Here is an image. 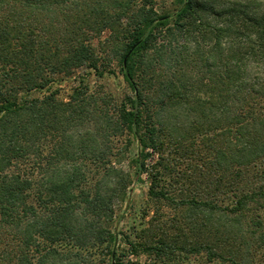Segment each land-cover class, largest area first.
Segmentation results:
<instances>
[{"label":"trees","instance_id":"1","mask_svg":"<svg viewBox=\"0 0 264 264\" xmlns=\"http://www.w3.org/2000/svg\"><path fill=\"white\" fill-rule=\"evenodd\" d=\"M157 1L0 0V264L86 261L59 240L105 244L108 264H126L112 226L131 175L112 163L133 143L136 180L149 172L150 198L179 213L180 232L129 255L254 264L240 249L264 244V0H172L163 12ZM114 60L133 94L83 78L59 98V78L115 76ZM103 134L126 136L124 149L103 150Z\"/></svg>","mask_w":264,"mask_h":264},{"label":"rangeland","instance_id":"2","mask_svg":"<svg viewBox=\"0 0 264 264\" xmlns=\"http://www.w3.org/2000/svg\"><path fill=\"white\" fill-rule=\"evenodd\" d=\"M156 4V8L158 12H163L164 8L172 7V0H158ZM107 32L103 33V40L106 37ZM104 43V42H103ZM105 45H103V51L105 50ZM111 46L109 45V50ZM105 54V53H104ZM111 68L116 70V75H112L107 78H99L98 74L86 67H81L76 69L74 73L70 77L59 78L58 85H55V88L60 89L59 98H63V100L67 101L70 98V93L77 87L80 86L82 79L84 78V84H90L91 91L96 92V89H100L103 91H108L109 93L117 95L119 98H122L123 94H133L132 90L124 80L123 76L120 74V67L117 60H114L110 64ZM108 66V67H110ZM83 84V83H82ZM98 94V92L96 93ZM36 95H41V93H37ZM102 105V103H100ZM106 107V104L104 105ZM178 113V112H177ZM166 113L163 112L160 116L162 121L165 118ZM173 119L171 120V122ZM89 128L95 130L94 123L89 122ZM191 132V131H190ZM167 140L168 154L170 157L175 159L181 154L180 150H177L176 145L173 146L169 143L170 139ZM101 148L104 150L106 146H110L113 152H117V150H123L126 144V136L116 135L112 136L111 140L105 138L103 134V139L100 141ZM138 155V147L136 143H133L129 150L126 152V155L121 157V161L119 162L118 157H114L113 166L116 168H123L125 172H128L131 177V183L127 186V198L126 201H115V215L116 219L113 222L112 228L114 229V233L118 235L117 246L118 252H124L127 254L124 257V263L126 264H148L150 259L145 254L140 255H129L128 250L131 248V244H139L143 242L153 241L154 232L158 233L159 237L162 230H165L166 234L171 233H179V226L177 224L170 225L172 222L176 221V218L179 217V213L174 210L170 205L165 202H157L150 198L149 189L151 186V181L149 177V172H145L142 175V180H136L135 171L136 167L134 166L133 160ZM125 156V157H124ZM179 158V157H178ZM159 160V154L155 153L149 160H147L148 167L150 168L152 164L156 163ZM86 167L90 169L88 173L89 179L92 180V177L98 178L100 176L99 168L91 162L87 161ZM104 164V163H103ZM184 169V165L179 167ZM262 216L264 218V210L261 211ZM149 229L151 231L149 232ZM47 246H52V244L45 243ZM97 247L99 246L98 242H95ZM53 247L58 248L63 252H71L76 258H84L83 264H108L109 257L107 254V250L105 248V244H103L102 248L98 251L91 250V247L81 248L79 244L75 246H70L68 241L59 240L53 244ZM253 248V247H252ZM250 247H242L241 252L245 255L244 260L249 261L253 260L254 264H264V244L262 246L255 245L254 250ZM240 252V251H239ZM79 254V255H78ZM201 259L197 258V260H193L194 264L201 263ZM220 264L219 262H216Z\"/></svg>","mask_w":264,"mask_h":264},{"label":"water","instance_id":"3","mask_svg":"<svg viewBox=\"0 0 264 264\" xmlns=\"http://www.w3.org/2000/svg\"><path fill=\"white\" fill-rule=\"evenodd\" d=\"M125 62H126V58H125Z\"/></svg>","mask_w":264,"mask_h":264}]
</instances>
